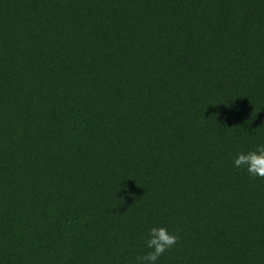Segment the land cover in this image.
Instances as JSON below:
<instances>
[{"label":"trees","instance_id":"trees-1","mask_svg":"<svg viewBox=\"0 0 264 264\" xmlns=\"http://www.w3.org/2000/svg\"><path fill=\"white\" fill-rule=\"evenodd\" d=\"M264 0H0V264H264Z\"/></svg>","mask_w":264,"mask_h":264},{"label":"clouds","instance_id":"clouds-1","mask_svg":"<svg viewBox=\"0 0 264 264\" xmlns=\"http://www.w3.org/2000/svg\"><path fill=\"white\" fill-rule=\"evenodd\" d=\"M234 167L247 172L252 180L264 179V145L256 150L239 153L233 158ZM179 236L169 232L167 227H152L148 230L144 244L148 251L136 257V264H157L159 259L173 249Z\"/></svg>","mask_w":264,"mask_h":264}]
</instances>
